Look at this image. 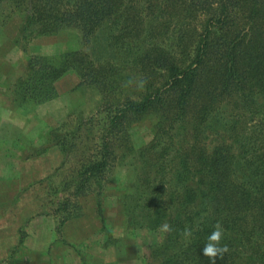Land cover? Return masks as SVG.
<instances>
[{
  "label": "trees",
  "instance_id": "1",
  "mask_svg": "<svg viewBox=\"0 0 264 264\" xmlns=\"http://www.w3.org/2000/svg\"><path fill=\"white\" fill-rule=\"evenodd\" d=\"M0 14L22 15L27 42L68 29L80 37L58 60L29 57L16 101H51L71 71L77 88L100 95L94 114L49 133L62 166L73 160L50 208L58 235L83 215L81 197L97 196L103 220L100 198L131 152L129 129L151 115L159 120L139 151L145 173L125 197L129 225H172L173 237L148 247L156 258L173 247L161 264H211L203 248L217 222L230 252L216 264H264V0H0ZM217 127L208 150L205 133Z\"/></svg>",
  "mask_w": 264,
  "mask_h": 264
},
{
  "label": "rangeland",
  "instance_id": "2",
  "mask_svg": "<svg viewBox=\"0 0 264 264\" xmlns=\"http://www.w3.org/2000/svg\"><path fill=\"white\" fill-rule=\"evenodd\" d=\"M21 21V14H16L8 19L0 14V121L6 128L2 133L8 135L9 138L17 136L18 139H22L21 142V139L19 140V144L15 148L10 149L9 146H2L0 149L3 154L2 164H11L12 168L16 164L19 166L20 158L18 160V156H25L26 153H30L29 155L33 153L35 156L37 155L36 151L44 150V147L51 148L47 146V143L52 130L59 127L64 130L71 129L78 119H85L94 114L100 103V95L94 87L77 88L79 78L72 71L55 83L57 95L51 101L34 105L31 102L20 103L15 100L14 87L17 81L27 73L29 57L40 55L58 60L60 55L81 47L79 35L69 29L62 30L55 36H40L27 42L20 37ZM130 76L136 79L133 72ZM158 120L157 117L150 115L132 124L129 129L131 152L112 171L100 198L105 219V231L113 236L110 241H113L114 245L111 244L120 248V254L128 253L131 261H134L130 264H161L163 255L173 256L172 246L167 252L163 251L161 247V251L157 255L158 258H156L148 247L154 243L162 244L167 233L161 232L159 228L155 230L147 227L138 228L140 225L131 227L128 223L126 210V205H130L132 201L130 200L126 204L125 197L135 194L139 185L138 180L145 173V163L139 157V151L151 142L155 134L154 126ZM215 129L205 133L204 142L208 150H212L220 140L221 127ZM23 141L33 142L31 148L33 150L29 149L23 152L21 146ZM60 155L59 168L43 181L34 183L29 194L25 197L26 199L21 202L22 204L33 203L35 213L47 211L50 214V208L54 207V204L63 197L59 191L62 180L67 175L73 160L62 166L66 159L61 151ZM78 202L82 209L85 204L91 203L96 209L97 196L90 194L79 198ZM137 221H140V218ZM171 235L173 237V231ZM227 245L229 246L230 243ZM113 256H116L115 253ZM154 258L156 259L154 260ZM94 261L96 262V260Z\"/></svg>",
  "mask_w": 264,
  "mask_h": 264
},
{
  "label": "crops",
  "instance_id": "3",
  "mask_svg": "<svg viewBox=\"0 0 264 264\" xmlns=\"http://www.w3.org/2000/svg\"><path fill=\"white\" fill-rule=\"evenodd\" d=\"M5 130L0 121V149L2 146H9L10 149L18 146L21 138H9L3 134ZM32 145L31 141H23V148H20L26 152L31 150ZM29 154L18 156L20 164L12 168L11 164H2L3 154L0 151V264L134 262L128 253L120 254V248L113 246V241H110L113 236L105 231V219L103 217L101 220L97 207L95 209L92 203L83 206L81 217L67 221L59 235L55 231L53 216L47 211L35 213L33 203H21L33 184L53 174L61 162L60 151L56 147L47 149L39 156ZM48 162L50 163L45 164Z\"/></svg>",
  "mask_w": 264,
  "mask_h": 264
},
{
  "label": "clouds",
  "instance_id": "4",
  "mask_svg": "<svg viewBox=\"0 0 264 264\" xmlns=\"http://www.w3.org/2000/svg\"><path fill=\"white\" fill-rule=\"evenodd\" d=\"M131 83V82H130ZM144 84L141 82L140 87L143 88ZM161 232L171 233L173 231L172 225L168 222H164L160 225ZM225 230L220 222H217L213 226V231L208 235L207 242L203 248V255L210 259L211 264H216V259L219 257L223 260L224 255L230 252V248L227 244H222L221 241L224 238ZM184 238L190 239L193 235V229L191 227H185L182 231Z\"/></svg>",
  "mask_w": 264,
  "mask_h": 264
}]
</instances>
